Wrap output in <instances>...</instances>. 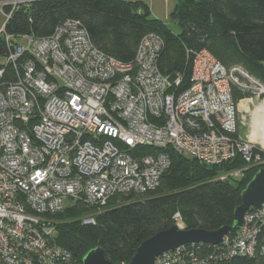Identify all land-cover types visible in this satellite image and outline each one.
I'll return each instance as SVG.
<instances>
[{
	"label": "built area",
	"instance_id": "1",
	"mask_svg": "<svg viewBox=\"0 0 264 264\" xmlns=\"http://www.w3.org/2000/svg\"><path fill=\"white\" fill-rule=\"evenodd\" d=\"M30 1H0L1 11L11 5L2 11L5 22ZM4 23L0 264H77L56 243L49 215L86 203L96 209L81 220L94 224L111 197L155 189L171 163L165 148L207 165L240 155L243 164L221 180L264 167V142L250 137L264 114V84L240 65L226 67L207 49L188 51L189 84L178 90L180 77L170 80L159 68L165 40L154 32L123 62L96 48L74 18L41 37L6 33ZM234 87L244 97L235 100ZM244 214L242 226L217 244L206 243L215 249L207 256L205 243H185L153 263L226 264L236 255H264V203ZM173 217L181 223L179 213Z\"/></svg>",
	"mask_w": 264,
	"mask_h": 264
},
{
	"label": "trees",
	"instance_id": "2",
	"mask_svg": "<svg viewBox=\"0 0 264 264\" xmlns=\"http://www.w3.org/2000/svg\"><path fill=\"white\" fill-rule=\"evenodd\" d=\"M10 9L9 4L2 7L4 13ZM11 13L4 30L12 35L47 36L63 19H77L96 48L123 62H130L141 38L154 32L165 40L157 60L159 68L166 75L180 77L178 90L189 84L188 51L199 49L209 50L226 67L240 65L264 84V0H176L169 17L178 31L156 18L143 0H31ZM7 53L0 34V59L4 60L0 68L7 66ZM233 92L235 100L245 95L235 87ZM164 151L171 163L159 185L143 194L111 197L96 214L94 224L81 220L96 209L86 203L73 202L49 215L56 243L67 249L77 264H82L84 253L95 246L114 263L129 262L139 243L175 223V213L187 229L216 230L233 224L234 209L241 204L240 191L255 171L236 181L221 180L219 175L243 164L241 156L207 165L172 147ZM202 249L205 255L215 250L207 244ZM227 263L264 264V255H236Z\"/></svg>",
	"mask_w": 264,
	"mask_h": 264
},
{
	"label": "water",
	"instance_id": "3",
	"mask_svg": "<svg viewBox=\"0 0 264 264\" xmlns=\"http://www.w3.org/2000/svg\"><path fill=\"white\" fill-rule=\"evenodd\" d=\"M174 75L169 77L174 79ZM241 204L234 209L233 224L222 226L216 230H208L204 228L194 227L193 229L181 228L177 224L171 227L161 229L150 237L144 239L130 258L129 262L118 264H154L155 259L166 251H172L174 248L184 245L185 243H210L217 244L222 241L223 236L229 230H236L242 226L244 212L249 207H260L264 203V168H259L248 183L240 191ZM82 264H117L110 261L103 254L100 246L89 249L82 257ZM229 264V263H226Z\"/></svg>",
	"mask_w": 264,
	"mask_h": 264
},
{
	"label": "crops",
	"instance_id": "4",
	"mask_svg": "<svg viewBox=\"0 0 264 264\" xmlns=\"http://www.w3.org/2000/svg\"><path fill=\"white\" fill-rule=\"evenodd\" d=\"M150 7L152 14L166 22L170 21L169 14L173 10L176 0H143Z\"/></svg>",
	"mask_w": 264,
	"mask_h": 264
},
{
	"label": "bare ground",
	"instance_id": "5",
	"mask_svg": "<svg viewBox=\"0 0 264 264\" xmlns=\"http://www.w3.org/2000/svg\"><path fill=\"white\" fill-rule=\"evenodd\" d=\"M253 122V135L250 136L252 139L255 137H259L261 141L264 142V114L262 113L260 116L256 117V119ZM255 135V136H254Z\"/></svg>",
	"mask_w": 264,
	"mask_h": 264
},
{
	"label": "rangeland",
	"instance_id": "6",
	"mask_svg": "<svg viewBox=\"0 0 264 264\" xmlns=\"http://www.w3.org/2000/svg\"><path fill=\"white\" fill-rule=\"evenodd\" d=\"M1 7V6H0ZM5 22V15H4V13H2V11H1V9H0V29H1V27L3 26V23ZM167 24H168V26L170 27V28H172V30H175V31H178L179 30V28H177L175 25L173 26V24L170 22V21H167ZM0 61H2V62H4V60L3 59H0ZM245 132H246V130H245ZM245 134V133H244ZM261 168H264V167H261ZM259 169V168H258ZM255 172H257L258 170H254ZM179 223H177L176 221H175V223L174 224H177V225H179L181 228H184L183 226H182V223H180V221H178Z\"/></svg>",
	"mask_w": 264,
	"mask_h": 264
}]
</instances>
